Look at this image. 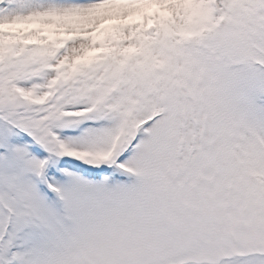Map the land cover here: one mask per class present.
<instances>
[{
  "label": "snow or ice",
  "instance_id": "obj_1",
  "mask_svg": "<svg viewBox=\"0 0 264 264\" xmlns=\"http://www.w3.org/2000/svg\"><path fill=\"white\" fill-rule=\"evenodd\" d=\"M0 264H264V0H0Z\"/></svg>",
  "mask_w": 264,
  "mask_h": 264
}]
</instances>
